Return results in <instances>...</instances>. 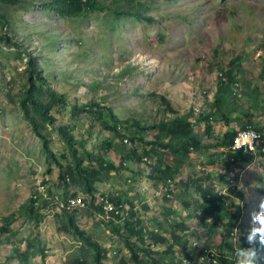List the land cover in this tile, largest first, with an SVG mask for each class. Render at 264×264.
Returning a JSON list of instances; mask_svg holds the SVG:
<instances>
[{"label": "rangeland", "instance_id": "rangeland-1", "mask_svg": "<svg viewBox=\"0 0 264 264\" xmlns=\"http://www.w3.org/2000/svg\"><path fill=\"white\" fill-rule=\"evenodd\" d=\"M98 1L107 8L71 16L47 0H0V15L8 19L6 27L0 23V264H96L94 249L71 228L69 215L73 226L105 249L104 264H134L132 250L117 229L121 220L89 203L104 195L120 197L128 215L133 204L147 230L167 238L153 247L162 262L173 260L168 246H173L175 260L185 259L182 244L172 238L176 229L197 264H210L207 249L235 264H264V233L257 231L264 228V155L229 162L228 146H222L225 133L250 118L264 126V0H134L141 19L118 15L114 0ZM236 57L243 60L242 71L222 111L241 116L233 114L228 124L214 112L218 82ZM32 65L46 83L31 76ZM33 86L65 96L52 110L55 127L31 107L29 111L31 103L23 97ZM94 103L122 121L119 134L95 120L90 111ZM78 104L86 105L85 111L73 116ZM202 114L209 115L208 122L200 120ZM29 116L37 118L50 151ZM182 117L196 124L202 144L182 165L168 194L165 184L151 177L158 176L153 166L159 160L174 166L172 150L161 143L167 144ZM104 120L113 125L108 113ZM127 121L147 126L139 130L143 140H131L137 127ZM61 125L74 126L76 138L88 139L90 154L112 160L118 168L103 173L93 197L82 180H60L64 166L73 160L64 155L66 144L57 130ZM157 135L162 136L159 142ZM154 143L156 152L148 157ZM79 154L84 166L96 164L82 149ZM208 167L219 173L209 177ZM43 184L55 201L75 193L85 197L86 205L69 212L46 208L44 202L35 205L32 198ZM199 184L225 200L227 213L240 212L232 224L220 221L213 232L203 227L197 215L202 212ZM33 206L40 208L39 215L32 214ZM181 223L188 228L177 227ZM151 242L147 234L143 243ZM28 248L26 259L22 254Z\"/></svg>", "mask_w": 264, "mask_h": 264}, {"label": "trees", "instance_id": "trees-1", "mask_svg": "<svg viewBox=\"0 0 264 264\" xmlns=\"http://www.w3.org/2000/svg\"><path fill=\"white\" fill-rule=\"evenodd\" d=\"M2 1H10L13 3H19L22 0H2ZM50 1V6L53 9H56L58 12L65 14V15H71V16H80L83 15L89 11H96V10H102L107 8L106 5L102 4V2H99L98 0H47ZM125 1V3L121 4V2ZM134 0H114V3H116L118 9L117 14L118 15H132L135 16L137 19H141V12L134 9L133 6ZM46 3V2H45ZM0 23L3 27H6L8 24V19L4 15H0ZM5 39V38H4ZM242 64L243 60L239 57L234 58L230 61V63L226 67V75L225 78H221L218 82L219 86V92H218V102H217V109L216 112H214L216 117L223 118L228 124L233 123V120L236 117L241 116L239 112L233 113L232 110H230L229 115L224 114L222 111L224 106V101L226 100L227 94L231 93V85H236L238 83L237 77L239 76V73L242 71ZM30 65V64H29ZM31 71V76L35 75L36 79L41 81L42 83H46L44 81V76L42 77L41 73L38 71L37 68H34L33 65L29 68ZM46 80V79H45ZM33 83L35 84L34 80ZM34 89L26 88L24 93V98H26L30 103L31 106H28V109L30 111V107L32 108L33 113L37 114L41 120L45 123H49L51 126L55 127V121L56 117L52 114V110L58 106H60V103L63 102L64 95L55 91L54 89H51L50 87L44 90L42 87H35ZM234 98H236V94H232ZM43 98L47 102H44ZM224 100V101H223ZM24 101V100H23ZM166 104L169 105V101H166ZM94 107L90 108V111L93 112V115L95 117V120L101 122V125H104L105 127H108L110 130L120 133L121 130L119 129L122 121L118 120L111 110L108 108H102L100 104L94 103ZM24 106V105H23ZM86 105H75L73 106V116H80L83 111H85ZM171 109V105H170ZM104 113H108L113 125H109L106 123V120H104ZM222 113L220 116H217L218 114ZM209 115L202 114L200 120L202 122H208ZM29 120H31L33 124L34 131L37 133L38 136L43 141L44 146L48 149L49 148V141L47 135H45L40 127V124L37 121V118L35 116H29ZM258 122L253 121L251 118L249 121H247L246 124L242 126V128H246L247 126L251 125L252 127L258 129L259 131L263 128ZM125 124H134L136 126L137 131L133 133V136L131 137L132 141H135L138 137H140V140H143L141 135H143L142 132H139V130L147 128L146 125H142L139 122H124ZM207 131H211L212 126L210 123H207ZM104 126H102L104 128ZM176 130L174 131L173 128L170 130V139L167 142V144H162L164 146H169L170 149L173 152V165H166L163 163L162 160H159L157 164L153 166V170L158 174V176H153L151 178L162 181L165 185L170 183V180H174L177 175L180 174V169L182 165L189 159L190 154L194 150H199L201 148V140L199 137L195 134L196 124L188 120L187 117H182L178 119V121L175 123ZM74 126H64L61 125L57 127V130L62 137L63 141L66 144V148L64 149V155L70 154V156L73 158L71 162H68L64 166V171L61 173V178L64 183H79L81 180L83 181V185L86 189V193L90 195V197H93L95 194V186L97 182L102 181V175L103 173L110 172L113 170H117V166L114 164L112 160H106L102 157L96 158L92 154H90L86 149V143L88 141L87 138L84 136L81 139H78L75 137V135L72 133ZM236 134V130L233 131H227L224 135V141L222 142L223 145H230V142H232L234 135ZM168 137V135L166 136ZM162 139L161 135H157L155 138V142H159ZM157 143H154L152 145V148L149 150L150 153H148V157L153 154V152H156V146ZM219 145V144H218ZM110 146V145H109ZM220 146V145H219ZM79 149H82L84 152L88 154V158H90L92 161H96V164L92 165H85L83 164V157L79 154ZM49 150V149H48ZM50 151V150H49ZM48 151V152H49ZM136 154V153H135ZM220 154L223 155V152L220 151ZM66 156V155H65ZM255 154L252 153H244L243 151H230L227 153L226 157L227 159L225 161L229 162H238V161H245L249 162L252 161ZM209 177H211L209 175ZM69 180V182H67ZM187 185V183H186ZM198 192L200 193V196L198 198L199 203L202 206V212H199L198 218L200 223H203L206 227L208 226L209 232H213L218 223L220 221L228 220L229 224H232L235 219L237 218V215H239V211L236 214L227 213L226 210V204L225 200L218 194L214 193L213 189L208 188L206 186L203 187V185H198ZM50 193V192H49ZM69 196H77L75 193L68 194L63 199L68 198ZM112 202H114L116 205H124L120 197L112 198L109 197ZM33 202H35L34 198H32ZM90 205L95 207L97 210L105 213L102 208L98 205H95L94 198H90ZM132 210L129 211V215L126 216L125 219H122L121 215H116L114 213H111L110 215L113 217L114 220H118L121 222H118L117 229L122 232V235L127 243L128 248L132 250L131 253V259L134 264H197L193 258L188 252H186L187 248V241H182L183 237L179 236L178 231L176 229L172 230V238L174 242H179L182 244V254L185 257L176 259V255H174L173 246H168V250L171 251L173 260L171 262H162L159 258V252L156 251L153 247L158 245L159 243H165L167 238L160 234L159 232L149 231L145 227V225L142 222V219L138 217L137 211L134 210V205L131 204ZM39 207L33 206L30 210L32 214L35 216L38 214ZM38 211V212H37ZM37 217V216H36ZM210 220V221H209ZM74 218L69 215V225H71V228H76V233L78 236L82 237L84 241L90 245L94 251H95V263L96 264H104L103 261L107 258V254L105 249L102 248V246L95 241H91L90 238L85 237L84 231L80 230L78 226H73L74 224ZM39 223V220H37V224ZM122 224V225H121ZM177 227L181 229H187L188 226L185 224H176ZM230 227L231 230V226ZM123 230V231H122ZM229 230V233H230ZM150 234V238L152 239V242L148 245H144V241L146 239V235ZM259 241V239H257ZM142 242V243H141ZM246 244V243H245ZM172 245H174L172 243ZM254 244H252L251 247H253ZM254 251V250H253ZM252 250L248 251L249 253H253ZM30 250L29 248L26 250L25 253L22 254L23 258H26L29 256ZM206 258V257H205ZM184 259V260H183ZM207 259V258H206ZM220 262H224L225 264H235L233 262L223 260L222 257H218ZM186 261V262H184ZM76 264H88L84 260L77 261ZM127 264V263H124Z\"/></svg>", "mask_w": 264, "mask_h": 264}, {"label": "built area", "instance_id": "built-area-1", "mask_svg": "<svg viewBox=\"0 0 264 264\" xmlns=\"http://www.w3.org/2000/svg\"><path fill=\"white\" fill-rule=\"evenodd\" d=\"M262 130H258L251 125L246 128L238 127L236 128V134L233 137L232 142L228 145V150L230 151H243L244 153H252V154H261L264 155V126H261ZM247 137V142H245V138ZM126 141L128 139H125ZM240 145H243L242 147ZM170 183L165 185L164 190L169 194L170 191ZM46 186L41 185L38 193L33 196L35 200V205H39L41 202L47 203V207L56 206L58 211H73L77 208L84 207L86 205V200L84 196H69L66 199H57L54 200L53 196L46 193ZM40 201V202H39ZM96 204L102 208L105 214L110 215L114 213L116 215H121L122 219H125L128 215V210L124 208V205H116L111 199L104 195L102 197L97 198ZM125 211V214L123 213ZM207 256H205L210 264H225L224 262H220L218 257L219 253L215 250L207 249Z\"/></svg>", "mask_w": 264, "mask_h": 264}, {"label": "crops", "instance_id": "crops-1", "mask_svg": "<svg viewBox=\"0 0 264 264\" xmlns=\"http://www.w3.org/2000/svg\"><path fill=\"white\" fill-rule=\"evenodd\" d=\"M218 173H219L218 168H216V167L215 168L214 167L209 168L208 175H210L211 177L214 175H217Z\"/></svg>", "mask_w": 264, "mask_h": 264}, {"label": "clouds", "instance_id": "clouds-1", "mask_svg": "<svg viewBox=\"0 0 264 264\" xmlns=\"http://www.w3.org/2000/svg\"><path fill=\"white\" fill-rule=\"evenodd\" d=\"M245 142H247V137L245 138ZM240 146L242 147L243 145ZM261 206H264V200L261 201ZM261 219L264 220V215L261 216ZM257 231L264 233V228L257 229Z\"/></svg>", "mask_w": 264, "mask_h": 264}]
</instances>
